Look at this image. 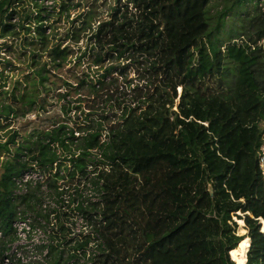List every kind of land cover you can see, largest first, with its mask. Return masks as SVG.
<instances>
[{
	"label": "trees",
	"instance_id": "obj_1",
	"mask_svg": "<svg viewBox=\"0 0 264 264\" xmlns=\"http://www.w3.org/2000/svg\"><path fill=\"white\" fill-rule=\"evenodd\" d=\"M214 1L56 0L57 12L39 0H0V37L17 40L31 70L24 87L16 80L0 91L1 130L47 111L53 70L85 60L97 71L65 81L60 98L87 94L62 104L70 118L24 142L17 128L0 136V256L18 207L39 201L35 191L14 201V177L38 168L59 195L81 196L88 181L100 196L55 213L46 264L85 255L93 235H72L77 213L105 242L92 264H264V0ZM72 8L80 11L59 35ZM129 69L142 83L121 92L117 79Z\"/></svg>",
	"mask_w": 264,
	"mask_h": 264
},
{
	"label": "built area",
	"instance_id": "obj_2",
	"mask_svg": "<svg viewBox=\"0 0 264 264\" xmlns=\"http://www.w3.org/2000/svg\"><path fill=\"white\" fill-rule=\"evenodd\" d=\"M39 2L48 8L56 5V0H39ZM261 165L264 168V151L261 156ZM61 174L64 173L61 172ZM46 179V175L38 168H29L14 177V201L19 203L22 197L31 191L36 192L39 201L35 206V210H24L22 206L18 207V215L13 222L14 240L7 243L9 251H6V249L4 257L0 256L2 262L6 259V263L9 264H46L49 259V247L54 243L55 213L64 209L65 204L73 198L81 202L84 209L88 208L90 201H96L100 198L96 188L88 181H83V188H95L98 198L85 197V189L83 188L81 196L76 194L74 190L71 191L72 193L67 191L59 195ZM68 224L72 235L83 236L89 233L93 235V241L90 243L85 255L83 254L76 261L72 260L71 264H78L80 260L86 262L85 264H92L103 252L107 251L100 233L94 230L92 223L84 213H77ZM261 224L263 230L264 220H261ZM3 236V232L0 231V238H3ZM15 260H17V263L13 262Z\"/></svg>",
	"mask_w": 264,
	"mask_h": 264
},
{
	"label": "rangeland",
	"instance_id": "obj_3",
	"mask_svg": "<svg viewBox=\"0 0 264 264\" xmlns=\"http://www.w3.org/2000/svg\"><path fill=\"white\" fill-rule=\"evenodd\" d=\"M85 1L86 0H84V2ZM217 1H219V0H215L214 2L216 3ZM59 3L60 2H58V4H56V6H58ZM59 6L57 8V12L60 11ZM79 11H80V9H73L72 8L70 11L69 17L64 15L62 17V19L58 23H56L55 29H57L59 31L58 32L59 35H63L68 30V27L70 26L72 19L75 17L76 14L79 13ZM229 27L230 26L228 24V28ZM79 44L81 45V47L83 49L86 48V44H84L82 42H80ZM76 49H78V46ZM5 59L11 60L13 63L12 66L6 65ZM75 63H76V61L70 62L58 74H56V71L53 70V74L50 76L49 81L46 82L50 86V90L46 95L47 111L31 112V113H28L24 117H20V118L16 119L14 123L11 122V124H12L11 127L17 128L20 131V134H21L20 141L21 142H24L25 138H28L29 134L32 131H34L35 128H52L54 126L55 121H60L61 119H64V118H66V119L70 118L69 115L64 116V114L62 112V108H61L62 104L66 103V101H69L70 103L73 104L74 103L73 98L75 99V98L79 97L81 94L83 97H85L87 95L86 92H84V91L80 92L79 91L80 94H74L75 97L69 96L66 98H60V93H67V91L69 89L67 84L65 83V81H67L71 85L72 84L76 85L77 84V79L75 77L76 74L81 76L83 71H85L86 73H89V74L97 73L96 68L94 66L92 68H89L88 63L85 60L82 62L80 69L75 68V66H74ZM26 64H27V61H26L25 57L20 55L19 44H18L17 40H15V38H13V37H7V38H1L0 37V83H5V84H3L5 86H0V91H4L7 89L10 90L11 88H13L14 81H16V80L20 81L21 84L23 83L22 87L25 86L26 75L28 72H31V70H28ZM139 82L142 83V80H140L138 78V73L134 69H129V74H128L127 79H125L122 76L118 77V79H117L118 88H119V91H121V92L124 90H127L130 93L131 91H130V88L128 85L131 84L134 86V85L138 84ZM118 94H119V92L114 94V95L118 96ZM129 98H131V96ZM87 102L88 101L86 99L83 100V102H82V104L86 108H87ZM115 111H117V113L120 112L119 110H115ZM75 113H77V112H75V111L72 112V116H74ZM4 123H6V121ZM10 128H5L2 130L0 129V136L4 135V133H6ZM4 138H5V136L2 139H4ZM6 157H7V155L3 154V156H1V158H0L1 161L6 159ZM67 166H70V165L67 164ZM62 169H63L62 170L63 173L65 174L67 172V171H64L65 166H63ZM63 182L64 181L61 180L59 183H63ZM65 184L67 185L66 188L69 187V183H65ZM83 189H85V188H83ZM67 191H69V190H67ZM85 195H86L85 197H89V198H91V197L98 198V193L95 191V188H93V187H89L88 189H85ZM238 224H239L238 233L240 235L247 236L248 230L244 226L245 225L244 221L238 220ZM248 239L250 241V238H248ZM249 248H250V246H249ZM249 248H248V250H249ZM6 251H9V250L7 249ZM11 252H12V250H11ZM247 253H248V251H247ZM230 254H231V252H230ZM231 257H232V255H231ZM6 262H7L6 259L3 262H2V260H0V264H9ZM13 262L17 263V260H15ZM85 263L86 262L80 260V262L78 264H85Z\"/></svg>",
	"mask_w": 264,
	"mask_h": 264
},
{
	"label": "water",
	"instance_id": "obj_4",
	"mask_svg": "<svg viewBox=\"0 0 264 264\" xmlns=\"http://www.w3.org/2000/svg\"><path fill=\"white\" fill-rule=\"evenodd\" d=\"M210 192H211V193H213V191H212V190H210Z\"/></svg>",
	"mask_w": 264,
	"mask_h": 264
},
{
	"label": "clouds",
	"instance_id": "obj_5",
	"mask_svg": "<svg viewBox=\"0 0 264 264\" xmlns=\"http://www.w3.org/2000/svg\"><path fill=\"white\" fill-rule=\"evenodd\" d=\"M262 228V227H261ZM262 230V229H261ZM263 231V230H262Z\"/></svg>",
	"mask_w": 264,
	"mask_h": 264
},
{
	"label": "bare ground",
	"instance_id": "obj_6",
	"mask_svg": "<svg viewBox=\"0 0 264 264\" xmlns=\"http://www.w3.org/2000/svg\"><path fill=\"white\" fill-rule=\"evenodd\" d=\"M264 229V228H263Z\"/></svg>",
	"mask_w": 264,
	"mask_h": 264
}]
</instances>
